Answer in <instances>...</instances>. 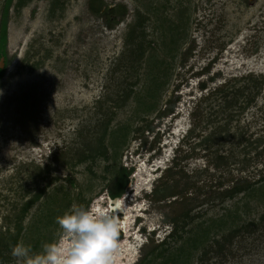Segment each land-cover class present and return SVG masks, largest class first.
I'll list each match as a JSON object with an SVG mask.
<instances>
[{
  "label": "rangeland",
  "instance_id": "obj_1",
  "mask_svg": "<svg viewBox=\"0 0 264 264\" xmlns=\"http://www.w3.org/2000/svg\"><path fill=\"white\" fill-rule=\"evenodd\" d=\"M53 1L18 7L15 0L10 10L11 61L0 83V232H15L22 207L41 192L22 220L20 242L34 251L58 238L55 216L74 203L116 214L108 184L122 131L110 130L122 125L129 134L118 162L134 171L121 197L118 217L126 223L116 264H172L169 253L188 247L199 224L230 210L238 223L258 221L264 214V0H105L126 6L114 26L91 12L97 1L59 0L51 17ZM140 15L146 19L137 26ZM133 27L146 38L127 43ZM138 41L147 51L132 63ZM156 60L163 64L153 65ZM106 125L109 158L79 163L78 152L86 156L99 146L96 133ZM243 181L253 188L217 198ZM165 192L173 196L161 198ZM189 209L193 219L183 230ZM174 220L180 227L171 236ZM234 243L224 255L209 252L204 264H264V230ZM11 251L5 264H16ZM199 253L189 264H198Z\"/></svg>",
  "mask_w": 264,
  "mask_h": 264
},
{
  "label": "trees",
  "instance_id": "obj_2",
  "mask_svg": "<svg viewBox=\"0 0 264 264\" xmlns=\"http://www.w3.org/2000/svg\"><path fill=\"white\" fill-rule=\"evenodd\" d=\"M14 1L15 0H4L3 5H2V9H1V19H0V58L1 57H5V67L4 68H0V83L5 75V72L8 68V65L10 64L11 59L8 56V22L10 19V10L11 7L14 5ZM28 0H17L16 4L18 7H22L27 3ZM97 1V3H94L93 1L90 4V10H92V12L96 13V14H100L102 11V8L105 6V10L104 13L106 15H108V12H110V8H109V4L107 2H105V0H94ZM125 12H127L126 10V6L124 7ZM111 11H114L111 10ZM108 18V16H106ZM142 19L141 21L137 22V26H142L144 20L146 18H144L143 15L139 16V19ZM109 21L108 23L110 25L112 24V21L110 18H108ZM175 29V28H171ZM134 27L131 28L130 30V36L127 39V43H133L135 39H137V37H143L144 39L146 38V34L145 31L142 30L139 33H135ZM171 34V32H170ZM174 36V35H173ZM173 39V38H172ZM178 37H175L172 40V47H176L178 44ZM136 47L135 49H130L132 56V63H138L141 62L142 59L144 58L146 51H147V44H145L144 42L138 41L136 42ZM154 43L152 41H148V46L151 47V44ZM153 65H157V66H161L163 64V62H158L153 61L152 62ZM155 78V77H154ZM155 80V81H154ZM153 80V84H157L158 83V79H154ZM168 80L165 81H161L160 82V87H163L166 85ZM158 88V87H157ZM125 93V96L123 97V101H126V99L129 98L130 94ZM124 103V102H123ZM123 105V104H122ZM153 106V105H152ZM152 106H147L146 109H150L152 110ZM154 107V106H153ZM147 110V111H148ZM110 121V120H109ZM129 127H127V125H122L120 127H118V129H111L110 131L108 130V126H104L103 127V132L102 134H97V140L99 142V146H97L96 148H90L89 149V154H87L86 156H84V152L83 149L78 152L79 157H77V161L80 163L82 161H84L86 158H96V156H103L104 158L108 159L109 156L107 155V148L106 145H104V140L106 135L110 132V134H116L119 133V131H122V139H119L117 142H114L115 144L113 145L114 147V161H116V163H114V167L115 172L113 174V179L110 181V183L108 184V189H109V193L110 196L115 198V197H122L124 195V193L126 192V189L130 183V179H131V175L134 171V168H127L126 166L122 165L121 163L119 164L118 159L121 157L120 155V149L127 143V137L129 134ZM219 136V135H218ZM217 136V137H218ZM211 136H209L208 138H206L205 141H208L210 139ZM220 138V136H219ZM211 140V139H210ZM103 142V143H102ZM212 142V141H211ZM113 144V143H112ZM218 164H216L217 166H219L220 164H222V160L224 159L223 155H219L218 157ZM261 180H264V176H262ZM253 186L251 185V183L249 182H238L235 185H233L230 188L225 189L224 191L220 192L217 195V198H221V199H227V198H234L237 194L242 193L244 191H247L249 189H252ZM157 192V191H156ZM168 196H173L172 192H165L161 194V198H167ZM42 197V192L40 194H38L37 196H35L34 198L30 199L29 201H27L24 206L21 209L20 215H18L17 219H19V226L16 227V231L15 232H11L9 230H7L6 232H0V264H5V262L8 260V257L5 255L6 251L9 249H12L13 246H15L18 242H20L21 239V235H22V229H23V224H22V220L24 219V215L26 213H28L30 207L35 204L36 201H38L40 198ZM55 200V197L53 198V201ZM66 205H69L66 204ZM192 209H189L188 211L185 212L183 216L184 218V224L181 226V229H185V227L192 221L193 219V215L190 214ZM55 213V212H54ZM53 215L55 216L56 213ZM56 218V216H55ZM191 219V221H187V219ZM238 214L236 211L234 210H230L227 214H224L222 216H220L219 218H212V220L210 222H208L206 224L205 223H201L199 224V228L196 231V233L193 236L189 237L188 243L189 246L186 247L184 245L180 246L178 249V252H173V253H169L168 257H167V263H172V264H178V260H181L182 262L179 264H189V259H191V257L195 254L196 251L200 250L198 259L199 262L198 264H204L205 259H207L208 257H210V253L213 252L214 254H225L226 249L228 248V250L230 249V247H232L235 243L234 241L236 240V238L241 237L244 238L247 236H251L252 234L256 233L259 230H264V214L260 217V219L258 221L256 220H251L247 223H238ZM51 222V221H50ZM175 224H174V228H173V232H171L169 235L171 236H175L177 235V232L179 230L178 226V221L174 220ZM238 223V224H236ZM222 233L221 238H217L215 237L216 235L214 234H218V233ZM177 237V236H176ZM179 237V235H178ZM181 237V236H180ZM213 242H215V246H217L215 248V246L212 244ZM228 246V247H227ZM232 251V249H231ZM210 252V253H209Z\"/></svg>",
  "mask_w": 264,
  "mask_h": 264
},
{
  "label": "clouds",
  "instance_id": "obj_3",
  "mask_svg": "<svg viewBox=\"0 0 264 264\" xmlns=\"http://www.w3.org/2000/svg\"><path fill=\"white\" fill-rule=\"evenodd\" d=\"M56 223L58 238L41 250L22 241L12 247L16 264H116L123 222L112 208L74 203Z\"/></svg>",
  "mask_w": 264,
  "mask_h": 264
},
{
  "label": "flooded vegetation",
  "instance_id": "obj_4",
  "mask_svg": "<svg viewBox=\"0 0 264 264\" xmlns=\"http://www.w3.org/2000/svg\"><path fill=\"white\" fill-rule=\"evenodd\" d=\"M57 2L59 3V0H57V1H53V5H51V7H50L51 10H49V13H50L49 15H50L51 17H54V16L56 15V12L60 10V7H57V4H56ZM120 5H121V4H114V5L109 4L110 12H108V15H106V14L104 13L105 6L102 8V11H101L100 14H96V13H94V12H93V13H94L96 16H98V17H100L101 19H103V20L105 21V23H106L108 26H110V24L108 23V21H109L108 18H110L111 21H112V24H113V26H114L115 24L121 23V22L124 20V18H125V16H126V13H127V12H125V9H124V8H121ZM124 7H125V5H124ZM113 9H114V11H111V10H113ZM91 12H92V11H91ZM106 16H108V18H107ZM0 19H1V16H0ZM9 20H10V19H9ZM8 26H9V22H8ZM1 58L6 59L5 57H1ZM1 58H0V60H1ZM8 66H9V65H8ZM115 198H120V199H121V197H115ZM115 198L110 197V200H111V206H112V207L116 206V204H115L114 201H113ZM118 213H120V214H121L120 216L123 217L121 211H119ZM121 220H122V218H121Z\"/></svg>",
  "mask_w": 264,
  "mask_h": 264
},
{
  "label": "bare ground",
  "instance_id": "obj_5",
  "mask_svg": "<svg viewBox=\"0 0 264 264\" xmlns=\"http://www.w3.org/2000/svg\"><path fill=\"white\" fill-rule=\"evenodd\" d=\"M114 209L116 210V215L118 216V212L123 210L121 205V199L117 201L116 206H114ZM126 223V218H124L123 224Z\"/></svg>",
  "mask_w": 264,
  "mask_h": 264
},
{
  "label": "water",
  "instance_id": "obj_6",
  "mask_svg": "<svg viewBox=\"0 0 264 264\" xmlns=\"http://www.w3.org/2000/svg\"><path fill=\"white\" fill-rule=\"evenodd\" d=\"M4 67H5V60H4V58H1V60H0V68H4ZM118 200H120V198H115L113 201L116 204Z\"/></svg>",
  "mask_w": 264,
  "mask_h": 264
}]
</instances>
